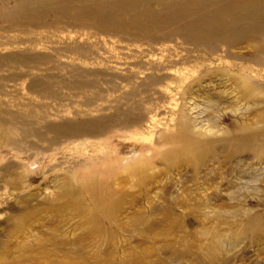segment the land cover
<instances>
[{"label":"rangeland","instance_id":"374dc122","mask_svg":"<svg viewBox=\"0 0 264 264\" xmlns=\"http://www.w3.org/2000/svg\"><path fill=\"white\" fill-rule=\"evenodd\" d=\"M63 26L53 33L41 32L47 27H29L34 33L24 34L0 21V56L18 51L29 53L28 58L50 55L40 61L38 69L0 62V117L17 123L20 114L30 111L36 116L37 129L47 132L51 123L63 119L80 121L110 115L117 108L135 109L142 120L127 129L133 135L128 154L134 157L132 166L137 156L145 157L146 181L129 180L121 201L124 211L116 217L118 225L128 223L132 229L127 234L126 253L124 239L114 234L98 242L106 247L112 238L119 244L104 256L88 246L93 237L76 213L54 208L65 201L58 183L70 174L64 165L45 174L43 170L32 173L30 187L14 189L10 175L15 177L23 170L8 168L4 151L0 177L7 191H0L5 198L0 205V264H96L80 261L96 257L131 264H264V225L258 224V219H264V92L239 89L236 79L216 73L225 66L211 65L213 73L203 78L204 84L188 90L186 106L214 132L196 136L209 143L190 149L183 136H190L191 128L181 126V88L174 83L164 93L151 84L149 77L160 74L148 69L150 59L159 57L152 47L109 37L91 44L78 33L74 41L88 50L57 55L52 46L73 40L60 32ZM38 33L46 37L42 43L49 48L21 43ZM129 77L133 79L126 80ZM197 78L193 73L189 80ZM162 84L167 87L169 83ZM163 124L168 129L158 137ZM179 135L178 141L172 139ZM80 140L97 139L82 136ZM154 142L160 146L148 156ZM74 144L69 142L64 149L57 145L66 153L65 160H72L77 152ZM200 165L205 169L199 174ZM23 216H28L26 228L15 236L8 234ZM79 240L88 247L74 248L71 243ZM63 242L66 246L57 247Z\"/></svg>","mask_w":264,"mask_h":264},{"label":"bare ground","instance_id":"6f19581e","mask_svg":"<svg viewBox=\"0 0 264 264\" xmlns=\"http://www.w3.org/2000/svg\"><path fill=\"white\" fill-rule=\"evenodd\" d=\"M0 21L24 34L34 33L29 27H47L49 30L41 32L53 33V29L56 31L63 24L64 28L60 32L73 40L64 41L59 46H50L57 55L88 50L80 41H74V35L78 33L82 39H87L85 42L91 44L109 37L118 40L128 38L139 45L146 43L152 47L150 50L159 57L150 59L148 69L160 74L149 77L151 84L160 87L159 90L164 93H168L169 86L174 83L181 88L184 101L180 113L181 126L191 128V135L183 136L190 149L209 143L196 136L204 137L214 132L204 127L190 107L186 106L189 103L188 90L204 84L203 78L213 73L211 65L219 62L225 66L219 67L216 73L222 72L223 76L236 79L235 85L239 89L264 92V0H0ZM44 38L38 33L37 37L26 38L21 43L30 42L38 47L49 48L42 43L46 42ZM235 50L242 52L235 53ZM28 54L26 51L10 52L0 56V62L7 60L15 66L25 65L38 69L41 68L40 61L50 57L45 53L28 58ZM236 67L238 72L233 71ZM193 73L198 78L189 80ZM131 79L133 77L126 80ZM167 81V87H162V83ZM17 119L15 123L0 117V156L5 151L7 167L23 170L15 177L10 175L12 187H30L34 175L32 173L37 174L43 170L45 174L64 165L63 168L70 174L58 181L62 189L60 195L65 201L61 206L54 207L56 211L70 208L76 213L88 225L87 234L93 237L94 242L88 246L101 252V255H109L118 243L111 238V242L103 247L98 242L103 238L108 241L114 234H120L124 239L122 249L126 253L127 234L132 229L128 223L118 225L116 217L124 211L121 201L126 198L125 186L129 180L135 178L140 184L146 181L143 173L145 157L142 154L137 156L135 159L138 161L132 166L134 157L128 154L129 139L133 135L127 129L141 122V114L132 108H117L110 115L102 117L80 121L63 119L51 123L47 132L37 129L36 116L30 111L20 114ZM167 129L168 126L163 124L157 132L158 137ZM82 136L97 140L81 142ZM180 136H173L172 139L178 141ZM46 142L49 145H45ZM69 142L75 143L77 152L72 154V160H65L66 153L61 152L57 145H62L64 149ZM80 146L86 152L81 153ZM90 146L94 148L88 151ZM157 146L160 143L154 142L147 155L153 156ZM92 151L96 153L87 155V152ZM37 163L42 165L34 167ZM200 169L205 168L200 165L197 168L199 174L202 172ZM180 177L184 176L180 174ZM5 189L7 185L0 177V191H7ZM3 202L5 198L2 194L0 205ZM19 220L12 232L8 230V234L15 236L20 229L26 228L28 216ZM258 221L260 226L264 225V219ZM59 244L57 247L66 243ZM71 244L79 251L88 247L80 240ZM80 261L131 264L129 261L117 262L116 259L99 257L80 258Z\"/></svg>","mask_w":264,"mask_h":264}]
</instances>
